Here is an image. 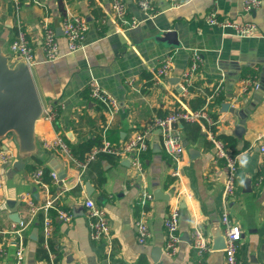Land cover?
<instances>
[{
  "label": "crops",
  "instance_id": "crops-1",
  "mask_svg": "<svg viewBox=\"0 0 264 264\" xmlns=\"http://www.w3.org/2000/svg\"><path fill=\"white\" fill-rule=\"evenodd\" d=\"M153 1L156 14L147 18L138 0H126L129 15L141 23L120 29L109 13L111 0H0V35L9 15L14 21L7 50L10 51V42L20 21L35 45L37 61L31 69L44 105L62 102L55 124L45 117L40 123L42 143L45 137L60 132L70 150L71 146L91 139L98 142L108 139L119 146L143 130L156 115L182 106L195 109L192 100L199 93L206 97V104L208 95L221 85L218 95L223 92L224 98L219 106H209V110L217 115L214 136H233L237 141L236 152L232 150L238 160L235 193L229 198L223 195L227 180L225 160L218 155L211 128L205 122L198 121L201 131L197 136L187 132L181 123L174 127L183 143L189 142L178 178L172 174L175 165L166 150L163 130L158 126L149 130V149L143 155V164L154 199L145 207L139 203L142 178L132 166L130 155L113 154L114 158L95 159L82 172L73 157L81 158L72 151L70 157L45 149L49 155L58 157L57 162L50 165L47 161L32 159L14 176L10 173L14 162L0 168V264H16L20 237L25 241L26 264L48 263L40 251L45 246L46 213L39 210L32 217L29 201L43 204L49 198H55L57 206L73 214L69 221L58 215L52 219L48 250L57 257L61 255V264H226L224 250L213 249L215 234L223 230L221 217L226 210L243 230L239 248L243 263L264 264V180L259 182L264 172V92L261 94L258 88L250 86L240 94L247 77H257L260 86L263 84L264 0L251 11L243 8L245 0H179L177 6L171 0ZM94 7L106 13V27L94 20ZM212 9L222 19L254 21L257 33L241 37L231 29L208 23L206 15ZM69 14L83 15L89 21L83 47L74 52H68L62 29L63 19ZM46 20L55 28L63 54L52 61L45 60L43 47L42 23ZM169 29L177 30L179 45L157 38L160 31ZM195 54L201 57L200 65L185 94L181 76ZM166 55L172 57L171 72L157 77L155 70ZM249 70L256 71L257 75L252 77ZM175 77H181L178 84L174 83ZM91 79H96L119 102L110 125L104 107L89 95ZM224 102H231L227 111H222ZM243 120L245 131L239 136L235 128ZM3 143L16 153L10 137L2 146ZM190 147L198 152L191 153ZM39 165L47 167L49 173L56 172L58 180L49 175L50 182L45 181L47 186L36 184L32 173ZM63 171L66 177L61 179L59 174ZM87 181L95 187L91 196L87 194ZM88 197L106 210L111 225L110 243L106 238H91L84 205ZM174 208L179 211L181 240L176 253L169 255L164 250V221L168 211ZM14 211L20 214V223L10 219ZM143 214L147 215L152 233L147 243L138 240L137 223ZM47 215L50 216V210ZM36 228H39L37 237L33 234ZM196 228L205 231L212 244V250L203 256L192 247Z\"/></svg>",
  "mask_w": 264,
  "mask_h": 264
},
{
  "label": "built area",
  "instance_id": "built-area-1",
  "mask_svg": "<svg viewBox=\"0 0 264 264\" xmlns=\"http://www.w3.org/2000/svg\"><path fill=\"white\" fill-rule=\"evenodd\" d=\"M173 6L179 4V0H171ZM261 4L260 0H245L243 8L246 11H251L256 9ZM138 5L141 10L146 14L147 18H153L156 14V7L153 0H138ZM109 13H111L112 20L120 29L136 27L141 23V20L136 19L134 16L129 15V11L126 5V0H111ZM107 21V16H104L99 23H104ZM206 21L210 24L218 25L222 28H228L233 30L234 34L237 36L245 37L255 35L258 31L257 24L254 21H235L230 19H222L218 15V11L212 9L206 15ZM43 27V47L45 52V60L52 61L61 57L62 51L60 48V42L58 40V35L55 28L50 24L48 20L42 23ZM62 29L64 36L67 40L68 52H74L83 47V40L85 34L89 29V21L83 15L69 14L63 19ZM10 51L12 54L24 57L30 66L36 63L37 58L35 55V45L30 39L27 30L24 25L18 21L17 30L10 42ZM201 57L195 54L192 57L191 63L185 69L182 74L181 88L185 94L188 93V88L192 85V76L195 70L199 67ZM172 67V57L171 55H166L162 58L160 64L155 70L157 77L168 76L171 72ZM180 77V79H181ZM133 79L130 80L132 84ZM241 93L248 91V88H259L260 84L255 78H245L243 80ZM89 95L90 97L101 104L106 113L107 121L109 125L112 123L115 114L119 109L118 100L108 93L96 79H91L89 81ZM221 89V85H218L211 94L208 95L207 103L201 108H188L181 107L174 109L164 115L154 116L149 124L143 130L137 131L131 139L122 143L119 146L113 145L108 139H104L102 144L91 149L87 153L84 159H79L73 157L75 163L84 172L88 167V164L95 160L99 152L111 153L120 156H129L132 166L137 171V174L141 175L142 178V190L139 199V203L144 207L147 206L153 199L154 194L149 190L147 184V177L145 166L143 164V155L149 149V144L147 143V135L149 130L154 126L161 127L163 130V140L165 143L166 150L170 154L174 169L172 174L175 177L181 176V161L183 160L184 153L186 151V146L183 143L182 136L174 132L175 124L182 123L184 121L189 122H205L209 125H214L217 123V119L212 117L209 110V101L218 95ZM238 96L235 100H238ZM62 102L52 101L47 105H44L45 119L53 122L55 124L56 119L59 116V109ZM210 129V128H209ZM211 136L215 142V147L218 155L225 160L226 165V175L227 180L224 186L223 195L225 198H229L235 193L236 190V180L238 178V164L237 156L233 154L232 149L227 147L225 142L214 136V131L211 129ZM43 146L47 150L56 151L57 153L63 154L65 156L72 157V152L67 144V142L62 137L60 132L56 133L53 137H45L43 139ZM262 151L264 152V145H262ZM16 158V153L10 149H4L2 144L0 146V168L6 167L12 164ZM49 175L54 181L58 180V175L56 172L51 171ZM45 167L39 165L32 173V178L36 184L45 185ZM264 180V172L259 176V182ZM26 199V196H24ZM86 216L88 218V223L90 227V235L93 240H102L103 238L108 239L109 243L111 240V225L106 213V210L99 204L95 202L93 198H86L84 200ZM30 213L34 217L39 210H43L46 213L44 219V244L48 248V239L53 231V224L51 216L47 215L51 208H56L57 215L63 220L69 221L73 217L70 210H65L60 208L55 203V198H49L45 203L38 204L29 201ZM221 222L223 225V236L225 238V248H223L225 253L226 264H244L242 259L239 257V248L241 245V240L243 238V230L239 223L230 218L228 210H226L222 217ZM26 226V225H24ZM23 226V227H24ZM164 226L166 230V243L164 250L167 254L173 255L176 253L179 247V242L181 240L179 235V211L177 209H170L164 221ZM138 240L140 243H147L151 238V230L148 224L147 215L143 214L137 223ZM110 245V244H109ZM192 247L198 252L199 255L204 254L212 250V244L209 236L201 228H196L193 232ZM25 241L23 237H20L16 252H15V262L16 264H26L25 262ZM111 249V247H109ZM50 261L55 264L57 255L49 251ZM110 257V256H108Z\"/></svg>",
  "mask_w": 264,
  "mask_h": 264
},
{
  "label": "water",
  "instance_id": "water-1",
  "mask_svg": "<svg viewBox=\"0 0 264 264\" xmlns=\"http://www.w3.org/2000/svg\"><path fill=\"white\" fill-rule=\"evenodd\" d=\"M13 27V16L9 15L5 22V29L0 35V142L10 137L16 146V158L10 169L12 176L23 171L32 159L47 161L50 165L58 160V157L49 155L43 147L39 126L45 117L44 103L31 66L24 57H15L11 51L7 50V42ZM157 38L175 46L181 43L175 29L160 31ZM179 81L180 77H175L174 83L178 84ZM257 91L261 94L264 92V79ZM232 95L230 93V96ZM230 107L231 102L222 103V111H227ZM243 123L245 120L235 128L239 136L245 131ZM184 145L188 146L189 142L184 141ZM3 148L7 149V144L3 143ZM189 151L198 152L197 149L191 147ZM59 177L65 178L66 172L60 173ZM86 189L88 196H91L95 187L87 181ZM35 191L36 188H34ZM35 195L37 196V191ZM8 202L10 205L15 203L12 200ZM9 217L14 222H21L17 211L12 212ZM33 234L37 237L39 228L34 229ZM223 248H225V238L220 229L214 236L213 249Z\"/></svg>",
  "mask_w": 264,
  "mask_h": 264
},
{
  "label": "trees",
  "instance_id": "trees-1",
  "mask_svg": "<svg viewBox=\"0 0 264 264\" xmlns=\"http://www.w3.org/2000/svg\"><path fill=\"white\" fill-rule=\"evenodd\" d=\"M22 1V0H21ZM62 0H60L61 2ZM93 15H94V20H96V22L98 20L101 21V19L104 18L105 16V12H103L99 7H94L93 11H92ZM107 23L108 21L102 23V26L103 27H106L107 26ZM245 72V71H244ZM248 73L251 74L252 77H255L257 75V72L254 71V70H249ZM196 88V87H195ZM191 89L193 92H196V89ZM210 91V90H209ZM224 98V93L221 92L220 95L214 97L210 103H209V106L211 107H215V106H219L220 103L222 102ZM194 105L193 107L196 109V108H201L205 102H206V97L203 96L201 93L197 94L194 99L192 100ZM210 114L212 115V117H214L215 119L217 118L213 112H210ZM208 127H210L214 132H216V125H209L208 123H206ZM176 126H178V123L175 124ZM182 125H183V128L187 131V132H190V133H193L194 135H198L199 132L201 131V125L198 123V121L196 122H189V121H184L182 122ZM219 138H221L227 147H230L233 152H236V149H235V146H236V139L235 137L233 136H228V135H220L218 136ZM94 140V141H93ZM100 142V143H99ZM98 142V140H95V139H91L89 141H84L82 142L81 144L77 145V146H71V151L78 157H80L81 159H84L87 155V153L90 152V150L96 146H99L102 144V140H100ZM2 142H0V146H1ZM115 156L111 153H106V152H99L97 154V157H96V160L95 161H98V160H103L104 158H114ZM38 164H41L40 162H37ZM92 165V164H91ZM45 181L47 182H50V177H49V170L48 168L46 167L45 168V177H44ZM62 208V207H60ZM57 215V211H56V208H51L50 209V216H51V219L55 220V217ZM44 215L41 214L40 217L42 218ZM43 219V218H42ZM50 247L54 250V244L51 243ZM42 255H44V258L48 260V263L47 264H53L51 261H50V258H49V250L45 247V246H41V249H40ZM61 255L59 254L57 259L55 260V264H61Z\"/></svg>",
  "mask_w": 264,
  "mask_h": 264
},
{
  "label": "bare ground",
  "instance_id": "bare-ground-1",
  "mask_svg": "<svg viewBox=\"0 0 264 264\" xmlns=\"http://www.w3.org/2000/svg\"><path fill=\"white\" fill-rule=\"evenodd\" d=\"M44 147V146H43ZM45 149V148H44ZM71 151V150H70Z\"/></svg>",
  "mask_w": 264,
  "mask_h": 264
},
{
  "label": "flooded vegetation",
  "instance_id": "flooded-vegetation-1",
  "mask_svg": "<svg viewBox=\"0 0 264 264\" xmlns=\"http://www.w3.org/2000/svg\"><path fill=\"white\" fill-rule=\"evenodd\" d=\"M7 167V166H6Z\"/></svg>",
  "mask_w": 264,
  "mask_h": 264
}]
</instances>
